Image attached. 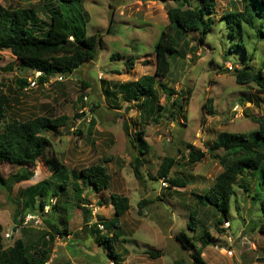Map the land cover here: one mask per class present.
Instances as JSON below:
<instances>
[{
  "label": "rangeland",
  "instance_id": "1",
  "mask_svg": "<svg viewBox=\"0 0 264 264\" xmlns=\"http://www.w3.org/2000/svg\"><path fill=\"white\" fill-rule=\"evenodd\" d=\"M189 1L194 4V0ZM215 1L214 15L218 21L224 13L234 9V1L236 7L242 5L240 0ZM0 4L33 8L38 24L32 29L40 34L48 22L46 9L57 2L0 0ZM175 4L172 0H79L86 33L101 34L102 46L93 61L83 63L61 79L57 75L39 83L32 70L18 66L8 49H0V94L8 98L3 123L41 115H66L70 122L58 135L47 133L51 149L46 156L54 154L68 171L78 172L99 163L110 175L109 186L100 192L79 185L83 191V206L91 210L87 225L80 208L75 206L72 185L64 195L54 196L55 211L50 205L47 212H28L39 216L40 224L23 219L20 226L14 225L13 214L19 202L14 197L17 190L44 179L56 181L40 158L30 180L14 184L10 191L0 188L4 246L11 245L17 238H23L28 247H37L45 241L54 264H175L178 259H182L183 264H194L192 251L184 249L175 236L180 231L188 235L197 233L187 228L189 209L196 206L191 193H205L221 166L208 154L198 162H187L188 145L205 151L204 145L223 131L252 136L258 128L253 117L264 115V93L259 92L254 83L240 85L236 82L234 70L240 69L242 62L233 59L238 54L230 52L227 34L218 23L203 44L196 41V32L185 35L188 46L184 55L170 57L168 75L156 80L155 98L147 101L143 110L138 107L142 100L135 99L140 96L139 91H135L136 95L132 93L128 101L126 92L119 86L154 73V45L162 31L173 35V30L168 29L166 9ZM249 34L246 42L252 58L248 61L249 68L263 70L264 41L255 39L252 31ZM177 44L178 48L184 47L182 39ZM29 78L35 80L33 86L29 85ZM160 83L170 90V96ZM80 96L84 98L82 102ZM173 99L181 101L177 114L172 113L173 108L177 109L171 106ZM82 112L83 116L75 118V114ZM138 129L143 130L150 148L140 156L144 160L141 180L135 178L130 166L131 158L139 155L133 145ZM164 157L175 161L167 178L182 177L185 187L169 188L167 178L164 179L166 185L161 184L162 178L157 177L156 171ZM18 169L0 163L3 177ZM255 188L253 178L244 172L235 182L228 217L216 223V214L211 216L204 212L201 215L202 224L213 239L203 250L206 264H264V235L258 230L259 205L251 198ZM114 192L128 197L130 204L120 218L119 227L92 225L107 223L112 217L108 196ZM141 201L145 202L139 209ZM17 217L25 216L20 212ZM47 222L57 225L61 231L66 226L67 234H52ZM6 233L10 236H5ZM113 233L111 244L115 257L108 255V250L97 242L100 237L111 238ZM49 234L54 235L52 240ZM226 250H231L232 255H227ZM147 252H158L159 256L153 258Z\"/></svg>",
  "mask_w": 264,
  "mask_h": 264
},
{
  "label": "trees",
  "instance_id": "2",
  "mask_svg": "<svg viewBox=\"0 0 264 264\" xmlns=\"http://www.w3.org/2000/svg\"><path fill=\"white\" fill-rule=\"evenodd\" d=\"M172 1L176 4L168 7L166 13L169 20L168 29L173 30V35L169 31L160 33L153 49L155 69L152 75H143L136 81L119 86L126 92L125 98L131 101L132 96L136 95L135 91H139L140 96H136L135 99L142 100L138 107L143 110L146 102L155 98L156 80L165 79L168 75L171 66L170 57L184 55V49L188 46L185 35L188 32H196L198 34L196 41L203 44L218 23L223 25L227 34L230 52L238 54L233 59L242 62L241 68L234 70L236 82L240 85L254 83L259 87V92L264 93V69L254 71L249 68L248 61L252 58L248 55L246 47L250 31L254 33L255 39L264 41V0H240L241 7H236L234 1V9L224 13L223 17L219 18L220 21L214 15L217 5L215 0H194V4H190L189 0ZM56 2L57 5L46 9L48 22L40 34L32 29L33 25L38 24L33 8H11L0 4V49H8L21 69L41 72L42 75L38 77L39 83H44L57 75L65 77L71 75L83 63L93 61L97 49L102 46L101 34L88 35L86 33L79 0H56ZM180 39L183 40L184 47L178 48L177 42ZM83 85L86 84L83 83ZM159 85L168 96L172 94L166 89L164 83ZM83 99L80 96L81 102ZM7 103V96L0 94V163H8L19 169L7 177L0 174V188L10 191L14 184L30 180L40 158H43L51 171V178L56 179V181L44 179L17 190L14 197L19 199V202L13 214L14 225L20 226L23 222L24 217H17L20 212H23L24 216L32 211L41 213L45 205L49 207L52 205L50 208L55 211L54 204L49 203V199L54 196L59 197L60 194L64 195L68 190L67 187L71 185L76 200L75 206L80 208L83 221L87 225L91 210L83 206V191L79 185H84L95 192L106 189L110 184V175L106 167L96 163L78 172L68 171L54 154L46 156V152L51 149V141L47 133L58 135L59 130L68 125L70 118L66 115H41L26 120L13 119L8 123H3ZM171 106L177 107L176 110L172 109V113L177 114L181 108V101L173 99ZM83 114L85 113L75 114V118ZM253 120L258 128L252 136L246 133L223 131L218 133L212 142L204 145L205 151L195 150L193 146L188 145L190 151L187 155V162H198L205 154H208L221 166V171L215 176L213 184L205 193H191L196 199V206L189 209L187 228L197 233L188 235L185 231H180L175 236L184 249L192 251L194 264H206L202 253L206 246L213 243L212 237L202 224L201 215L204 212L211 213V216L216 214L218 217L216 223L221 222V218H227L231 198L234 195L235 182L244 172L249 173L256 186L251 198L258 202L260 212L258 230L264 235V115L253 117ZM133 141L139 155L131 158L130 166L135 178L141 180L143 175L140 168L144 160L140 156L148 153L150 148L145 141L142 129L135 131ZM174 162L173 158L164 157L156 171L157 177L166 179ZM167 181L170 184L169 188L186 185V182L179 176L172 179L167 178ZM242 186L248 190L246 185ZM144 202L138 203L139 209ZM108 204L113 209V215L103 225L107 228H118L120 218L129 210V199L114 192L109 194ZM64 209L67 210L65 207ZM62 223L65 224V221ZM47 225L52 234H67L66 226L61 231L55 224L47 222ZM92 225L98 224L93 223ZM2 231L3 227L0 224V264H44L49 259L51 253L45 241L37 247H28L23 238H17L11 245L4 246ZM114 235L115 233L111 238L100 237L97 241L108 250L107 254L111 257H115L111 244ZM48 237L52 240L54 235L49 234ZM147 253L153 258L159 256L158 252ZM175 264H183L182 259L176 260Z\"/></svg>",
  "mask_w": 264,
  "mask_h": 264
},
{
  "label": "built area",
  "instance_id": "3",
  "mask_svg": "<svg viewBox=\"0 0 264 264\" xmlns=\"http://www.w3.org/2000/svg\"><path fill=\"white\" fill-rule=\"evenodd\" d=\"M33 72H34V74H35L36 77H39L40 75H42V73L39 72V71H33ZM61 77L62 76H59L60 79H61ZM28 82H29V85L30 86H33L35 84V80H32L30 78L28 79ZM161 184L162 185H166V181L164 180V178H162ZM54 201H55V199H53V198H50L49 199V203H54ZM47 210H49V205H45L44 206L43 212H47ZM24 220H25V222L31 221V222H33L35 224H40L41 223V218L39 216L30 214V213H26L25 214ZM225 224H227V226H228V223H225ZM98 226L100 228H103L104 227L103 224H98ZM5 236L8 237V236H10V234L9 233H6ZM226 254L227 255H232V251L231 250H226ZM52 261H53V257H49V259L46 260L44 264H50Z\"/></svg>",
  "mask_w": 264,
  "mask_h": 264
},
{
  "label": "crops",
  "instance_id": "4",
  "mask_svg": "<svg viewBox=\"0 0 264 264\" xmlns=\"http://www.w3.org/2000/svg\"><path fill=\"white\" fill-rule=\"evenodd\" d=\"M111 206V205H110ZM203 254V253H202Z\"/></svg>",
  "mask_w": 264,
  "mask_h": 264
}]
</instances>
